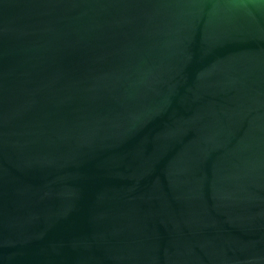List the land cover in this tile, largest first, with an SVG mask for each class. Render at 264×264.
<instances>
[{
	"label": "water",
	"instance_id": "obj_1",
	"mask_svg": "<svg viewBox=\"0 0 264 264\" xmlns=\"http://www.w3.org/2000/svg\"><path fill=\"white\" fill-rule=\"evenodd\" d=\"M0 264H264V0H0Z\"/></svg>",
	"mask_w": 264,
	"mask_h": 264
}]
</instances>
